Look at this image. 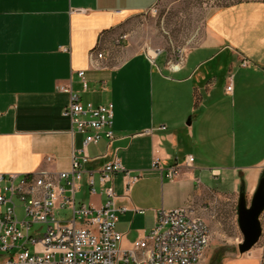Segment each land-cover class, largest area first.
<instances>
[{"label":"crops","instance_id":"1","mask_svg":"<svg viewBox=\"0 0 264 264\" xmlns=\"http://www.w3.org/2000/svg\"><path fill=\"white\" fill-rule=\"evenodd\" d=\"M156 2L0 0V174L70 169L82 135L62 114L70 95L58 87L69 86L83 103L111 102L114 138L88 146L91 159L77 194L94 207L105 203L97 172L114 156L137 176L116 202L126 207L116 213L123 248L153 228L157 210L187 207L199 215L211 200L240 189L250 200L264 177V1L211 9L202 42L179 50L182 59L166 58L155 67L145 51L120 48L114 40L125 21ZM98 43L103 57L93 62L89 52ZM155 148L158 168L152 165ZM188 155L190 167L184 165ZM174 164L181 172L168 179L160 168ZM90 175L95 194L88 190ZM125 182L124 173L112 180L120 196ZM133 226L142 229L139 235ZM128 236L132 242L125 245ZM223 264L260 259L245 253Z\"/></svg>","mask_w":264,"mask_h":264},{"label":"built area","instance_id":"2","mask_svg":"<svg viewBox=\"0 0 264 264\" xmlns=\"http://www.w3.org/2000/svg\"><path fill=\"white\" fill-rule=\"evenodd\" d=\"M120 38L119 35L114 42L119 44ZM157 54H149V59L153 61ZM102 57L98 43L89 52V58L94 62ZM247 62L242 59L240 64L245 66ZM76 73L86 89L88 82L84 70ZM231 78L229 75L227 91L231 90ZM58 89L70 95V102L62 114L82 135L81 144L72 151L69 170L34 171L39 172L37 180H30V173L0 174V264H196L208 244L209 230L204 219L187 207L157 210L153 228L134 240L130 248L121 247L123 234L116 230V213L125 211L126 207H118L116 202L126 194L137 176H130L116 156L97 172V183L106 197L105 203L94 207L76 197L84 165L91 159L88 146L97 144L102 138L110 143L114 138L113 104L83 103L69 86ZM159 128L165 129V126ZM192 162L191 155L185 157L186 167ZM160 163L159 150L155 148L152 165L158 168ZM160 170L166 178L173 179L181 172V166L174 164ZM117 173L126 175L125 191L121 196L112 185ZM87 185L89 193L95 194L92 175ZM17 206L23 208V218L18 217Z\"/></svg>","mask_w":264,"mask_h":264},{"label":"rangeland","instance_id":"3","mask_svg":"<svg viewBox=\"0 0 264 264\" xmlns=\"http://www.w3.org/2000/svg\"><path fill=\"white\" fill-rule=\"evenodd\" d=\"M240 1L251 0H157L149 10L131 17L121 25L119 35L122 38L119 44H114L120 48L127 47L130 51H145L150 55L151 50L155 51L158 54L153 59V65L160 66L166 58H179V50L185 51L202 42L205 19L211 9ZM77 198H83L82 193L77 194ZM237 199L238 194L216 198L199 214L208 227L209 241L196 264H223L228 258L239 255L237 244L242 236L237 223ZM16 213L19 218H23L21 206H17ZM134 228L137 229L136 226ZM141 230L137 229V235ZM130 242L132 237H126L125 245ZM248 253L257 255L260 264H264V222L258 242Z\"/></svg>","mask_w":264,"mask_h":264},{"label":"water","instance_id":"4","mask_svg":"<svg viewBox=\"0 0 264 264\" xmlns=\"http://www.w3.org/2000/svg\"><path fill=\"white\" fill-rule=\"evenodd\" d=\"M264 212V177H262L251 197L247 199L244 189H240L236 203L237 223L242 240L237 244L239 254L248 253L262 234L261 217Z\"/></svg>","mask_w":264,"mask_h":264},{"label":"bare ground","instance_id":"5","mask_svg":"<svg viewBox=\"0 0 264 264\" xmlns=\"http://www.w3.org/2000/svg\"><path fill=\"white\" fill-rule=\"evenodd\" d=\"M150 53L152 54L151 56H154L156 54V52L152 50ZM37 179H39V172L30 173V180H37Z\"/></svg>","mask_w":264,"mask_h":264}]
</instances>
